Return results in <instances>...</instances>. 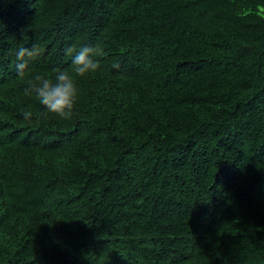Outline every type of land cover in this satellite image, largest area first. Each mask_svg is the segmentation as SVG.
<instances>
[{
    "label": "trees",
    "instance_id": "16d2710c",
    "mask_svg": "<svg viewBox=\"0 0 264 264\" xmlns=\"http://www.w3.org/2000/svg\"><path fill=\"white\" fill-rule=\"evenodd\" d=\"M33 43L105 50L70 121ZM0 264H264V0H0Z\"/></svg>",
    "mask_w": 264,
    "mask_h": 264
},
{
    "label": "clouds",
    "instance_id": "9594fccd",
    "mask_svg": "<svg viewBox=\"0 0 264 264\" xmlns=\"http://www.w3.org/2000/svg\"><path fill=\"white\" fill-rule=\"evenodd\" d=\"M28 37L23 35V39ZM44 52L39 43H33L31 47L20 46L15 50V72L19 79H27V87L23 94L27 97H35L45 111L41 116L54 114L64 121H70L74 115V108L79 98L78 80L85 79L101 70L98 58L105 56L104 48L97 44L94 46L79 47L77 44L66 45L63 49L65 56L71 58L70 69L56 68L52 75L34 73L31 64ZM111 68L119 69V61H113ZM22 117L31 123L33 113L23 109Z\"/></svg>",
    "mask_w": 264,
    "mask_h": 264
}]
</instances>
